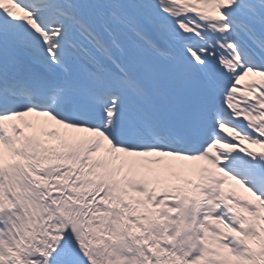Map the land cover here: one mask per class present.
<instances>
[{
	"label": "snow or ice",
	"instance_id": "snow-or-ice-1",
	"mask_svg": "<svg viewBox=\"0 0 264 264\" xmlns=\"http://www.w3.org/2000/svg\"><path fill=\"white\" fill-rule=\"evenodd\" d=\"M239 154L264 0H0V264H264Z\"/></svg>",
	"mask_w": 264,
	"mask_h": 264
},
{
	"label": "bare ground",
	"instance_id": "bare-ground-1",
	"mask_svg": "<svg viewBox=\"0 0 264 264\" xmlns=\"http://www.w3.org/2000/svg\"><path fill=\"white\" fill-rule=\"evenodd\" d=\"M240 155V154H239ZM239 155H235V156H239Z\"/></svg>",
	"mask_w": 264,
	"mask_h": 264
},
{
	"label": "rangeland",
	"instance_id": "rangeland-1",
	"mask_svg": "<svg viewBox=\"0 0 264 264\" xmlns=\"http://www.w3.org/2000/svg\"><path fill=\"white\" fill-rule=\"evenodd\" d=\"M230 183V182H229Z\"/></svg>",
	"mask_w": 264,
	"mask_h": 264
}]
</instances>
